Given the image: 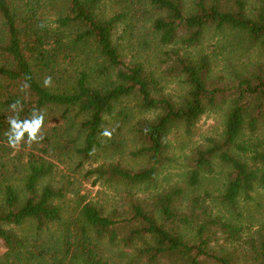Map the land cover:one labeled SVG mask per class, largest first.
I'll return each instance as SVG.
<instances>
[{"label": "trees", "instance_id": "trees-1", "mask_svg": "<svg viewBox=\"0 0 264 264\" xmlns=\"http://www.w3.org/2000/svg\"><path fill=\"white\" fill-rule=\"evenodd\" d=\"M136 19L140 49H164L161 73L179 93L145 60H127L118 28ZM34 110L43 141L29 146L26 135L12 149L8 119ZM209 113L221 131L177 163L172 136H192ZM128 140L142 166L112 156L91 166ZM73 162L120 199L108 208L77 194L70 206L63 168ZM210 180L220 187L202 190ZM259 197L264 0H0V264H264V205L250 211Z\"/></svg>", "mask_w": 264, "mask_h": 264}, {"label": "rangeland", "instance_id": "rangeland-1", "mask_svg": "<svg viewBox=\"0 0 264 264\" xmlns=\"http://www.w3.org/2000/svg\"><path fill=\"white\" fill-rule=\"evenodd\" d=\"M145 25L144 21L142 20H127L126 22L122 23L118 28V36L122 37V44L125 49L124 53L127 57V60H131L133 56H137L142 60H145L146 63L149 65V68L156 71V73L161 74L162 84L165 87V91L167 92H177L180 91L181 85H177V81H167L165 77L162 75V71L164 66L162 65V59L165 57L162 55L164 49H160L158 44L152 43V47L150 49H146L145 52L140 49V42L143 40V34H141V29ZM148 26V25H147ZM213 41L208 38L205 45L208 47L211 45ZM126 47V48H125ZM252 58L257 61L258 57L256 54L252 53ZM261 59V58H260ZM253 60V61H254ZM223 63V62H221ZM220 69H223V64L220 66ZM167 82L168 86H167ZM221 124L222 119L219 114L216 113H209L204 115L200 122L194 128L193 135L187 137L183 134V132H179L172 136V145L173 150L171 152V157L176 158L178 160L177 163H181L183 161L182 154L189 151L190 148L196 146L200 143H203L206 138L212 137L216 134H219L221 131ZM124 150L120 152L115 151L114 153H110V150L107 148L104 151H99L98 154L94 158V162H92L91 166H97L108 160V156H112L113 160L122 159V163L130 164L131 167H139L142 166V161H133L131 155H129L130 147L132 146L131 140L125 144ZM175 160V161H176ZM75 161H79L76 159ZM76 162L70 163L69 166L63 168V171L66 172L68 176L74 180L75 184L72 186L70 193H68V204L73 206L76 202V195L80 194L81 196L86 197L88 200H93L94 202H99V204H103L106 207L110 208L112 204L117 202L120 199L119 190L115 184H97L94 186L92 184V180L85 179V172L88 169L89 165L87 164L84 169L76 168ZM179 164H176L175 169H178ZM63 167V166H62ZM220 187V182L215 180L206 181L201 188L202 190L210 188V189H217ZM262 203L264 205V197H259L257 203L251 204V210L255 212L256 209H259L258 204ZM28 230L29 227L26 226ZM33 231V230H32ZM106 254L112 258L115 262H121L123 259L120 257L122 253L119 247L108 246L105 245ZM5 248L0 242V257L5 255ZM128 253V252H127ZM124 261L127 259V255L123 257Z\"/></svg>", "mask_w": 264, "mask_h": 264}, {"label": "clouds", "instance_id": "clouds-1", "mask_svg": "<svg viewBox=\"0 0 264 264\" xmlns=\"http://www.w3.org/2000/svg\"><path fill=\"white\" fill-rule=\"evenodd\" d=\"M43 86H52V78L50 76L45 77ZM29 87L30 85L25 84L23 85L22 90L28 89ZM9 107L13 112H18L22 109V104L20 103V101H17L16 103L11 104ZM44 122V114L37 110H34L31 117L27 119L21 120L18 117H10L8 119L9 128L5 133L8 146H10L14 150H18L21 147L22 143L25 142L26 135V143L29 146H31L32 143L42 142L44 136L41 130L44 126ZM102 135L111 138L112 132L105 129L102 132Z\"/></svg>", "mask_w": 264, "mask_h": 264}]
</instances>
